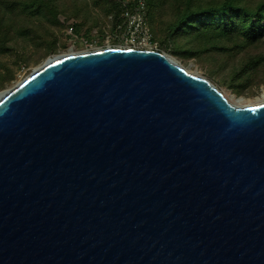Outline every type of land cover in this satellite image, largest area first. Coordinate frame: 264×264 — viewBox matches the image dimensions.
Instances as JSON below:
<instances>
[{
    "label": "water",
    "instance_id": "obj_1",
    "mask_svg": "<svg viewBox=\"0 0 264 264\" xmlns=\"http://www.w3.org/2000/svg\"><path fill=\"white\" fill-rule=\"evenodd\" d=\"M0 264H264V101L162 52L47 58L0 92Z\"/></svg>",
    "mask_w": 264,
    "mask_h": 264
},
{
    "label": "trees",
    "instance_id": "obj_2",
    "mask_svg": "<svg viewBox=\"0 0 264 264\" xmlns=\"http://www.w3.org/2000/svg\"><path fill=\"white\" fill-rule=\"evenodd\" d=\"M127 1L0 0V90L17 70L57 53L66 28L87 41L97 29L102 44L108 19L116 37ZM143 1L160 52L193 61L235 96L264 87V0Z\"/></svg>",
    "mask_w": 264,
    "mask_h": 264
},
{
    "label": "rangeland",
    "instance_id": "obj_3",
    "mask_svg": "<svg viewBox=\"0 0 264 264\" xmlns=\"http://www.w3.org/2000/svg\"><path fill=\"white\" fill-rule=\"evenodd\" d=\"M106 19L103 24V29L105 32V39L102 44L98 43L99 39V34L97 32V29H93V37L92 40L87 41L82 37H74L70 33V29L66 28L62 30V32L59 35V45L60 49L58 50L57 53L46 57L43 60H40L39 63L37 64H31L27 68H23L20 70H17L15 73V79L10 82L9 85L5 86L3 89L0 90L4 91L7 89H10L13 87L15 84L20 82L22 79H24L33 69L37 68L40 66L47 58L52 57L54 55H64V54H69V53H79V52H85V51H92L96 49H101V48H107V47H118L121 46L122 43L117 41V38L111 33V24L109 21ZM164 54L170 56L167 52H163ZM173 58V57H172ZM176 60V59H175ZM179 64H181L184 68H188L190 71L198 74L201 77H204L208 79L224 96L225 98L227 97L232 103H235V100L231 98L233 96L234 98H241L242 101L248 102V103H255L257 100L261 99V92L264 89V87H260L254 91L253 95H242V96H235L234 94L231 93L229 89L226 87L218 84L216 80H210L208 78V75L205 71L204 68L199 67L196 65L193 61H189L185 64H182L180 61L176 60Z\"/></svg>",
    "mask_w": 264,
    "mask_h": 264
},
{
    "label": "built area",
    "instance_id": "obj_4",
    "mask_svg": "<svg viewBox=\"0 0 264 264\" xmlns=\"http://www.w3.org/2000/svg\"><path fill=\"white\" fill-rule=\"evenodd\" d=\"M127 3V0H123ZM130 9H123L121 24L117 26V40L122 45L119 48L136 50H151L160 52L157 42L146 21V8L143 0H132Z\"/></svg>",
    "mask_w": 264,
    "mask_h": 264
},
{
    "label": "bare ground",
    "instance_id": "obj_5",
    "mask_svg": "<svg viewBox=\"0 0 264 264\" xmlns=\"http://www.w3.org/2000/svg\"><path fill=\"white\" fill-rule=\"evenodd\" d=\"M185 70H186L187 72L191 73V74L198 75V74H196V73L190 71L188 68H185ZM231 98L235 100V103H232V102L226 97V99H227L231 104H233V105H235V106H246V105L253 104V103H248V102L242 101L241 98H234L233 96H231ZM261 101H264V89H263L262 92H261V99H260V100H257L256 102H261ZM256 102H255V103H256Z\"/></svg>",
    "mask_w": 264,
    "mask_h": 264
}]
</instances>
